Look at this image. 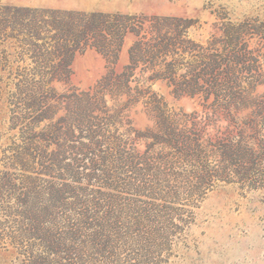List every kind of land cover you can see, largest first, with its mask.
Instances as JSON below:
<instances>
[{"label": "rangeland", "instance_id": "1", "mask_svg": "<svg viewBox=\"0 0 264 264\" xmlns=\"http://www.w3.org/2000/svg\"><path fill=\"white\" fill-rule=\"evenodd\" d=\"M6 7L0 264H264V0Z\"/></svg>", "mask_w": 264, "mask_h": 264}, {"label": "trees", "instance_id": "2", "mask_svg": "<svg viewBox=\"0 0 264 264\" xmlns=\"http://www.w3.org/2000/svg\"><path fill=\"white\" fill-rule=\"evenodd\" d=\"M9 7H6L4 10L6 12V14L3 17H0V28L4 29L6 27H11L12 29H14L15 27H17L19 24H22V22L20 21V13L23 11L28 10V8H22V7H13L11 9V13L8 11ZM116 25H122V22H116ZM25 26L27 27L30 36L35 37V38H39L38 36V26L35 25V23L33 22V20H29L28 23L25 24ZM125 28V26H123V29ZM85 28L84 31L82 32H78L73 34V40L71 41V44H66V43H61V44H56L52 50L46 52V53H40V52H36V57L38 59H41V62L46 61V59H51L50 57H57V60L51 64L48 65L47 62H45V64H47L46 68L47 71H49V80L52 79H56L62 75V74H68V65L71 63L72 58L74 56V51L77 47L80 46V43L82 41V38L85 34ZM120 29H118L119 31ZM118 31L116 30V38L118 37V35H120V32L118 33ZM124 30H121V35L124 33ZM94 39H98L96 33L92 34ZM35 46H39L37 43L35 44ZM133 51L135 52V54L137 52L141 51V45L139 43H136L134 45H132L129 49V52L131 55H133ZM53 58V59H54ZM43 76L46 74H42Z\"/></svg>", "mask_w": 264, "mask_h": 264}]
</instances>
